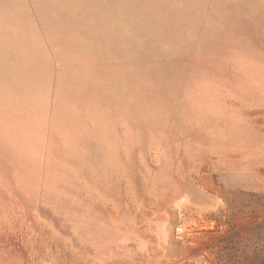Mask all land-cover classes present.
Instances as JSON below:
<instances>
[{
    "label": "rangeland",
    "instance_id": "374dc122",
    "mask_svg": "<svg viewBox=\"0 0 264 264\" xmlns=\"http://www.w3.org/2000/svg\"><path fill=\"white\" fill-rule=\"evenodd\" d=\"M0 264H264V0H0Z\"/></svg>",
    "mask_w": 264,
    "mask_h": 264
}]
</instances>
